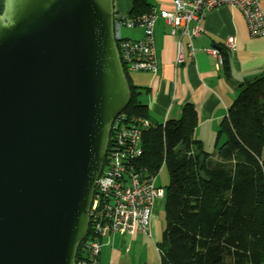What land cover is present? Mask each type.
Masks as SVG:
<instances>
[{"label":"water","instance_id":"95a60500","mask_svg":"<svg viewBox=\"0 0 264 264\" xmlns=\"http://www.w3.org/2000/svg\"><path fill=\"white\" fill-rule=\"evenodd\" d=\"M113 0H3L0 264H74L130 99Z\"/></svg>","mask_w":264,"mask_h":264},{"label":"trees","instance_id":"16d2710c","mask_svg":"<svg viewBox=\"0 0 264 264\" xmlns=\"http://www.w3.org/2000/svg\"><path fill=\"white\" fill-rule=\"evenodd\" d=\"M3 0H0V13ZM144 0H133L128 14L149 11ZM226 79L228 59L219 50ZM130 99L124 113L147 117L129 75ZM215 136L212 160L193 137L197 124L190 104L178 119L166 120L142 134L141 168L156 174L162 159L169 177L180 184L165 188L160 264H264V77L244 80ZM89 235V229L87 236ZM82 241L75 259L84 252Z\"/></svg>","mask_w":264,"mask_h":264},{"label":"crops","instance_id":"0c3cea01","mask_svg":"<svg viewBox=\"0 0 264 264\" xmlns=\"http://www.w3.org/2000/svg\"><path fill=\"white\" fill-rule=\"evenodd\" d=\"M144 1L149 8L156 10L170 8V0ZM132 2L113 0V13L128 14ZM259 4L264 13V0H259ZM195 25L201 28V32L193 40L194 56L189 60L186 55L184 64L174 66L176 38L169 35L168 26L156 20L153 40L158 72L155 75L131 73L133 76L129 77V81L137 88V100L146 107L147 119L152 125L178 119L183 106L190 104L197 119L194 139L199 141L204 151L210 147L216 152L215 136L238 94L237 85L244 80L264 77V37H249L242 15L228 6L210 10L190 26ZM142 34L141 28L129 29L123 39H139ZM228 38L235 40L233 50L224 47ZM212 48L225 52L229 79L225 78L222 66L206 52ZM162 209L163 203L156 200L152 209L151 237L143 233L133 237L116 233L103 238L98 264H160L157 253L155 256L151 251L149 241H160L163 225L159 216Z\"/></svg>","mask_w":264,"mask_h":264},{"label":"built area","instance_id":"2783aa9c","mask_svg":"<svg viewBox=\"0 0 264 264\" xmlns=\"http://www.w3.org/2000/svg\"><path fill=\"white\" fill-rule=\"evenodd\" d=\"M220 6L233 8L242 15L249 37H264V13L259 0H170V8H150L142 14L114 13L113 36L124 74L146 72L155 75L158 72L153 40L156 20L168 26L169 35L176 38L174 66L192 59L193 40L199 36L201 28L190 25ZM122 28H141L142 37L123 39L119 35ZM224 47L233 50L235 40L228 38ZM206 52L221 65L218 50L212 48ZM151 127L146 117L127 115L123 111L113 120L89 208V235L85 237L82 257L75 259L74 264H98L102 240L108 235L117 233L133 237L143 233L151 237L152 209L155 201L163 199L165 194L163 188L155 185L156 174H150L139 165L142 134ZM153 245L158 255L156 243Z\"/></svg>","mask_w":264,"mask_h":264},{"label":"rangeland","instance_id":"374dc122","mask_svg":"<svg viewBox=\"0 0 264 264\" xmlns=\"http://www.w3.org/2000/svg\"><path fill=\"white\" fill-rule=\"evenodd\" d=\"M128 30L129 29H125V28H122L120 31H119V35L121 38H126V35L128 33ZM131 76L133 75H129V77L131 78ZM131 85L132 82H130ZM259 97H260V100L261 101H264V89L260 90L259 92ZM160 123H156V125H159ZM155 126V125H153ZM208 150V151H207ZM207 150L205 152H207L209 155H210V158L212 160H216L217 159V151L215 152V150H213V148H210L208 147ZM260 159L262 161H264V146L262 147V150H261V153H260ZM155 185H157L158 187L160 188H163L165 190V188L171 183L172 185H175V184H180V181L177 177H169L168 176V173H167V170L164 166V164L162 166L159 167L157 173H156V176H155ZM165 196V194H164ZM164 198V197H163ZM161 202L163 203V200L161 199ZM156 207V206H155ZM159 220L161 222V225L164 224L163 222V209L161 210V213H160V216H159ZM149 241V240H148ZM151 242V243H150ZM153 242L155 241H149V244H150V248H151V251L152 253L156 256V253H155V247L153 245ZM156 243V242H155Z\"/></svg>","mask_w":264,"mask_h":264}]
</instances>
